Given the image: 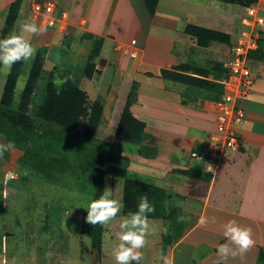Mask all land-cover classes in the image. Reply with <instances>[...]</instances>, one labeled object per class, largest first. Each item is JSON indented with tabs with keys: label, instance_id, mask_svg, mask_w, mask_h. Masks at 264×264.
I'll return each mask as SVG.
<instances>
[{
	"label": "crops",
	"instance_id": "0c3cea01",
	"mask_svg": "<svg viewBox=\"0 0 264 264\" xmlns=\"http://www.w3.org/2000/svg\"><path fill=\"white\" fill-rule=\"evenodd\" d=\"M232 9L218 0H159L151 15L144 0H93L86 18V30L102 43L96 73L86 90L95 97L91 100L103 105L102 118L104 96L124 93L121 110L117 108L120 119L132 88L137 89L130 112L145 125L148 137L141 145L121 146L123 151L134 147L136 168L132 171V158H128L129 175L134 173L133 180L157 189L165 201L157 208L159 217H150V223L167 224L172 237L157 233L153 236L158 241L152 238L151 242L155 246L165 242L164 255L172 264H264L260 261L264 250V63L249 61L259 75L243 102L247 118L239 128L240 149L227 151L218 160L207 147L216 130L218 95L213 92L211 102L208 91L172 82L162 74L181 69L195 76L193 68L202 64L211 71L208 80H215L216 65L226 64L231 45L213 42L201 47L186 28L228 34L225 29L237 24ZM35 40L37 35L31 37L34 47ZM184 93H191V100L184 101ZM204 154L210 156L208 163L218 168L217 173L207 171ZM172 201L176 202L167 208ZM124 217L117 216L111 224L121 223ZM202 219L207 222L202 224ZM229 220L251 227L254 244L242 255L222 259L216 249L225 242L222 225Z\"/></svg>",
	"mask_w": 264,
	"mask_h": 264
},
{
	"label": "rangeland",
	"instance_id": "374dc122",
	"mask_svg": "<svg viewBox=\"0 0 264 264\" xmlns=\"http://www.w3.org/2000/svg\"><path fill=\"white\" fill-rule=\"evenodd\" d=\"M92 1L0 0V37L8 35L14 27H18L20 21L29 17L46 28V31L37 34V40L34 42L36 54L34 58L24 63V69L15 89V102L18 106L19 101L17 100L20 99L28 81L31 67L40 53L44 61L43 73L33 85L34 90L30 96L28 116L33 117L43 107L46 88L51 80L55 79L58 85L62 86V78L65 72H72L71 78L81 90L86 92L88 89L87 84L90 83L91 79L82 74L86 70L91 53L99 49V54L102 46L100 39H96L93 36L94 33L90 34L88 32L90 30H86V21H88L86 18ZM37 5H54L57 10L55 16L58 23L56 22L53 27L46 26L44 24L46 18L37 16L35 11ZM228 5L235 8L232 9L234 12L232 18L237 19V24L229 23L231 26L225 30L227 35L236 42L244 29L241 19L248 7L237 4ZM250 7L256 8L264 18V0H257ZM236 10L240 11L236 12ZM62 13L67 16H61ZM236 25L237 27H234ZM251 33L258 38L263 35L262 38L264 39V24L259 25L253 22ZM256 48H258V40ZM99 56L94 60L97 61ZM229 57L224 61L225 67L229 65ZM251 62L247 59L246 65L251 70V77L254 79V84L247 94L248 97L253 91L252 88L255 86L257 75H259L255 65H250ZM254 62L258 63L256 60ZM198 67L207 68L206 65L202 64ZM10 69L2 67L0 70V102ZM95 73L96 68L94 75ZM215 73L219 79L223 75L217 69ZM240 81V77L237 79L232 77L231 82L226 84L227 92L230 95L233 96L234 93L238 95L236 92ZM86 94L88 95L87 92ZM187 94H183V99L186 102L192 97L191 93L188 96ZM206 94L209 97L208 100L215 101L214 93L206 92ZM123 95L124 93L116 95V97L109 94L104 96V118L101 120L96 138L94 137L92 142L69 131L63 133L59 127L38 122L35 118L32 119L35 124L34 131L28 137V141H25L26 144L24 141L11 140L15 142V148L5 152L3 157H0V264H115L111 255V248L115 233L120 230V223L118 222L113 226L112 220L109 225H103L102 245L98 246L91 233L83 226V218L87 215V211L82 206H86L90 199L98 198L106 187H111L114 196L123 203L125 180L108 175L102 177L101 169L96 163L97 150H94L99 144H114L120 121L117 108L121 110L122 102L125 101ZM90 97L95 99L91 95ZM248 97L241 99L243 101L238 98L242 107H244L243 102H246ZM215 109H217L215 119L217 123L220 112L217 105ZM52 130L56 131L57 134H48ZM7 142L5 135L1 134L0 143ZM97 142L98 144H96ZM211 143L209 138L207 146L209 151H212L213 148ZM23 148H29L30 154L38 156L37 159L31 158L29 161H24L27 150ZM133 148L132 145H129L126 151H123L121 146V153L123 155L125 152L126 160L132 158V160L130 159L133 165L132 171L136 168ZM216 154L219 155L220 153L217 152ZM203 157V162L209 166L207 167L208 170L206 168L204 170L217 173L218 168L212 164L209 165L210 161H208L207 154H204ZM127 161L128 169L129 159ZM44 164L53 166L47 168L48 173L34 168L45 166ZM10 172L14 175L7 178V174ZM131 174L129 178H137L134 173ZM176 201L167 202V208L170 209ZM117 216H124V203ZM152 216L159 217L156 214ZM166 225H158V234L162 233L166 239L169 238L170 240L172 235L169 234L172 232L168 231ZM164 229L167 231L165 232ZM154 236L148 237L145 248L141 250L144 254L142 264H155L157 257L161 253L164 254L165 242H161L163 244L161 246H155L151 242L154 240ZM154 241L157 242L158 240ZM118 242L115 241V243Z\"/></svg>",
	"mask_w": 264,
	"mask_h": 264
},
{
	"label": "trees",
	"instance_id": "16d2710c",
	"mask_svg": "<svg viewBox=\"0 0 264 264\" xmlns=\"http://www.w3.org/2000/svg\"><path fill=\"white\" fill-rule=\"evenodd\" d=\"M159 0H144L145 5L151 15L155 14L157 3ZM225 4H237L239 6L250 7L256 3L257 0H218ZM244 15V14H243ZM186 33L195 38L197 44L201 47H208L213 42L228 43L231 45V50L236 42H231V37L227 34L206 30L201 27L188 26ZM263 37V35H261ZM258 39V48L248 53L247 59L249 61H259L264 63V39ZM100 47V46H99ZM99 49L91 53L89 62L86 66L85 72L82 74L88 79H92L96 68L95 58L99 55ZM43 56L39 53L29 72L28 81L24 90L17 100L18 106L15 102V89L19 82V77L24 69L25 62L15 63L9 72L7 84L5 85L4 92L0 102V135L4 134L6 139L17 141H28L34 131L33 118L38 122L52 124L59 127L60 131L72 132L76 135H81L84 139L94 141L96 138L98 128L101 124L103 117V105L100 102L93 101L89 98L85 91L81 90L76 83L72 80V72H65L62 78V86L58 85L55 79L51 80L46 88L45 100L43 107L33 117L28 116V106L30 103V96L34 90V84L40 79L43 73ZM191 69V68H190ZM216 69L222 72V77L214 78L215 80L209 81L208 75L211 73L207 68H193L194 75H188L189 70L169 71L163 70V77L172 82L183 83L195 89H202L210 93H217V102L222 101L224 96V84L230 77V71L224 64L216 65ZM2 70V67H0ZM180 71V72H179ZM137 89L133 87L125 104L123 113L121 115L118 129L115 136L113 145L108 143L99 144L94 148L97 150V166L100 167L102 177L112 176L114 178H122L125 180V194H124V216L129 212L136 210L139 200L142 196H147L149 201L155 206V211L150 214V217L156 212L159 213L157 208L165 201L160 200L161 193L154 187L136 182L129 178L127 170V160L121 155L122 143L142 144L148 137L144 131L145 125L133 117L130 112V107L136 103ZM48 134H57L56 131H50ZM26 144V143H25ZM98 144V142L96 143ZM24 161L37 159L38 156L30 154L29 148ZM31 155V156H30ZM210 158L209 155H207ZM203 157V156H202ZM204 158V157H203ZM45 166L34 167L41 172H46L47 168L53 166L44 164ZM157 215V214H156ZM86 216L83 218V226L91 233L95 239V243L101 246L103 225H91L86 222ZM261 263L264 261V250L261 252Z\"/></svg>",
	"mask_w": 264,
	"mask_h": 264
},
{
	"label": "clouds",
	"instance_id": "9594fccd",
	"mask_svg": "<svg viewBox=\"0 0 264 264\" xmlns=\"http://www.w3.org/2000/svg\"><path fill=\"white\" fill-rule=\"evenodd\" d=\"M44 31L46 28L43 25L37 24L29 17L20 21L18 27H14L8 35L0 37V67L10 69L17 62H28L34 58L36 49L31 37ZM14 148V141L0 143V157ZM13 175L14 173L10 172L7 178ZM82 207L87 211L85 218L87 223L109 225L121 211L123 203L114 196L111 187H106L98 198L90 199L87 205ZM154 211L155 206L148 197L142 196L136 210L129 212L122 219L120 230L115 233L111 248L115 264H142L144 254L140 250L145 248L148 237L156 235L159 231L157 225L150 223V214ZM206 222L205 219L201 220L202 224ZM222 228L225 242L219 244L216 249V255L222 259L242 255L254 244L251 227H244L236 220H229L222 225ZM164 231L167 230L164 229ZM115 241L119 242L115 243ZM160 262L172 264L169 257L163 253L157 257V264Z\"/></svg>",
	"mask_w": 264,
	"mask_h": 264
},
{
	"label": "built area",
	"instance_id": "2783aa9c",
	"mask_svg": "<svg viewBox=\"0 0 264 264\" xmlns=\"http://www.w3.org/2000/svg\"><path fill=\"white\" fill-rule=\"evenodd\" d=\"M35 11L38 17L46 18L44 22L46 26L53 27L56 22L58 23L55 16L57 10L54 5H37ZM61 16L66 17L67 15L62 13ZM253 22L263 25L264 18L258 13L256 8L248 7L241 19L244 29L238 36L236 44L230 52L229 65H226V68L230 71V77L227 81L223 82L226 87V84L231 82L232 77L236 79L240 77L241 81L236 92L238 95L234 93L235 95L233 94L232 96L229 92H226L222 101L217 104L220 115L217 119L216 131L210 136V142H212L213 146L212 151H210L213 159L218 160L227 151H238L240 149L241 137L239 128L246 120V110L241 105V101H243L241 99L247 96L249 89L254 84L251 70L246 65L247 56L249 51L257 49V40L259 39L258 36L254 37L251 33ZM217 152L220 154L217 155Z\"/></svg>",
	"mask_w": 264,
	"mask_h": 264
}]
</instances>
